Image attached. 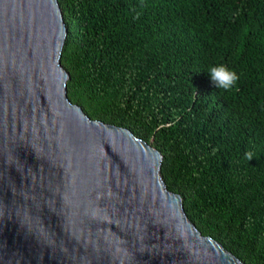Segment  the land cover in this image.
I'll use <instances>...</instances> for the list:
<instances>
[{
  "label": "trees",
  "instance_id": "trees-1",
  "mask_svg": "<svg viewBox=\"0 0 264 264\" xmlns=\"http://www.w3.org/2000/svg\"><path fill=\"white\" fill-rule=\"evenodd\" d=\"M68 95L162 154L205 235L264 264V0H57Z\"/></svg>",
  "mask_w": 264,
  "mask_h": 264
},
{
  "label": "water",
  "instance_id": "water-1",
  "mask_svg": "<svg viewBox=\"0 0 264 264\" xmlns=\"http://www.w3.org/2000/svg\"><path fill=\"white\" fill-rule=\"evenodd\" d=\"M57 0H0V264H246L188 217L162 154L70 99Z\"/></svg>",
  "mask_w": 264,
  "mask_h": 264
}]
</instances>
